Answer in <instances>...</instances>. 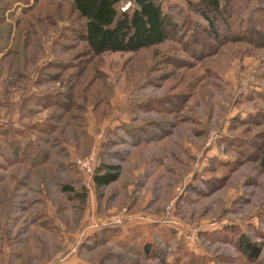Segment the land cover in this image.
Returning a JSON list of instances; mask_svg holds the SVG:
<instances>
[{"label":"rangeland","instance_id":"rangeland-1","mask_svg":"<svg viewBox=\"0 0 264 264\" xmlns=\"http://www.w3.org/2000/svg\"><path fill=\"white\" fill-rule=\"evenodd\" d=\"M197 1L163 0L161 44L93 55L70 0H0V264H264V0L212 25ZM87 155L119 178L95 188Z\"/></svg>","mask_w":264,"mask_h":264},{"label":"trees","instance_id":"trees-1","mask_svg":"<svg viewBox=\"0 0 264 264\" xmlns=\"http://www.w3.org/2000/svg\"><path fill=\"white\" fill-rule=\"evenodd\" d=\"M76 10L79 18L83 19V28L81 39L85 43L87 50L93 55H99L104 52H136L142 49L161 44L171 35V27L168 25L166 12L164 10L163 0H130L129 6L124 10L116 6L122 0H70ZM229 0H198V14L212 25V17L222 19L221 3H227ZM213 30V28H210ZM213 36H216L212 32ZM235 41L237 38H234ZM35 94V93H32ZM62 98L56 100L58 106L63 110L73 102L74 91L69 94L59 95ZM71 100V102H70ZM48 125V124H47ZM50 126V125H49ZM51 127V126H50ZM134 126L131 132H127L132 145H138L142 142H148L157 139L160 132H156L157 125L154 128L146 126ZM14 131H23L20 128H12ZM45 129V128H44ZM45 131H49L46 130ZM262 161L264 162V148L262 149ZM48 149L42 150L45 155ZM123 155V154H122ZM124 158V155L120 158ZM96 160V158H95ZM121 172L120 163L96 162L95 168L91 173L95 188H103L115 182ZM64 191H73L70 186H64ZM81 200L85 199L86 193L76 194ZM164 225V224H163ZM168 230L177 232L173 225H164ZM122 228V227H121ZM119 228L120 230H122ZM133 226L128 227L131 229ZM116 228L109 230L115 231ZM126 235V234H125ZM179 243L182 246H188L184 235ZM178 244V245H179ZM246 249L250 251L251 256L258 258L260 248L255 244H247Z\"/></svg>","mask_w":264,"mask_h":264},{"label":"built area","instance_id":"built-area-1","mask_svg":"<svg viewBox=\"0 0 264 264\" xmlns=\"http://www.w3.org/2000/svg\"><path fill=\"white\" fill-rule=\"evenodd\" d=\"M129 4H126L125 7H122L121 9L124 10L125 8L128 7ZM74 163L77 166V168L85 173L86 175L90 176L91 173L93 172L95 165H96V160L93 155H87L83 157H76L74 158ZM120 217L118 216H112V222L111 223H119L121 222ZM185 241L188 243H192L194 241L195 235L194 233H185L184 234Z\"/></svg>","mask_w":264,"mask_h":264}]
</instances>
